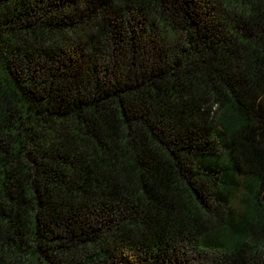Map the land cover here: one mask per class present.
Here are the masks:
<instances>
[{
  "label": "trees",
  "instance_id": "1",
  "mask_svg": "<svg viewBox=\"0 0 264 264\" xmlns=\"http://www.w3.org/2000/svg\"><path fill=\"white\" fill-rule=\"evenodd\" d=\"M0 264H264V0H0Z\"/></svg>",
  "mask_w": 264,
  "mask_h": 264
}]
</instances>
